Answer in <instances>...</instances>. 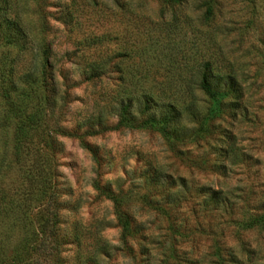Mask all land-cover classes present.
Instances as JSON below:
<instances>
[{"label":"rangeland","instance_id":"obj_1","mask_svg":"<svg viewBox=\"0 0 264 264\" xmlns=\"http://www.w3.org/2000/svg\"><path fill=\"white\" fill-rule=\"evenodd\" d=\"M13 15L32 33L19 56L0 41V264H38L31 249L50 197L70 242L64 264H264V0H0V23ZM41 36L63 101L39 102L42 89L36 103L22 94L41 69ZM98 42L104 54H85ZM85 56L108 63L95 88L76 65ZM205 64L215 89L235 78L238 108L221 112L206 100L198 86ZM120 75L132 84L118 89ZM146 90L190 97L170 125L176 140L134 128L146 116L138 104L132 129H110L116 95ZM209 109L215 114L195 135ZM99 110L105 129L78 117ZM34 111L32 143L17 149ZM115 204L136 234L122 236Z\"/></svg>","mask_w":264,"mask_h":264},{"label":"trees","instance_id":"obj_2","mask_svg":"<svg viewBox=\"0 0 264 264\" xmlns=\"http://www.w3.org/2000/svg\"><path fill=\"white\" fill-rule=\"evenodd\" d=\"M161 4L165 7L173 6L178 3L179 0H160ZM180 4V3H179ZM6 22L5 27L0 23V41L4 43L9 49H17L18 56L24 54L28 51L29 42L31 40V30L26 26H22L18 21V15H13L11 18H5ZM67 31V30H66ZM71 33V30L67 31V34ZM68 36V35H67ZM40 63L41 69L35 77H26V84L22 89H28L24 91L22 94L28 98L29 103H36L34 101V94L36 89H42L37 91L36 96L38 97L39 102L50 103L53 101L51 96H59L63 101L66 97L64 95H60L58 92H53L52 89H58L57 82L55 80L54 75L51 72V63L49 61V57L51 56V43L48 42V39L41 36L40 37ZM98 46L95 43H87L84 46L85 54H93L98 55L104 54V51H101L100 45L101 42H98ZM84 54V53H83ZM84 56V55H83ZM101 59H89L88 57H82L81 62L76 63L77 66L82 68V77L83 79L91 85V87L95 88L98 84L101 85L102 81L107 78L106 68L108 63L104 56H101ZM118 68L119 66L116 65ZM209 65L204 66V71L201 72L198 86L199 90L205 96L206 100L213 103L215 107H217V111L221 112L223 110L235 109L238 108V104L242 98V89H238L235 87L236 80L233 76L227 75L223 77L221 80L222 87L219 89H215L211 83V77L208 75ZM121 73V69L119 68ZM206 70V71H205ZM142 79V83L146 82L147 76L140 77ZM119 83L116 85L118 89L119 86L123 83L132 84V80L129 77L119 76L117 78ZM140 80V79H138ZM139 84V83H138ZM141 89H146L144 87H140ZM223 88V89H221ZM18 89V88H17ZM126 89V88H125ZM22 92V91H21ZM191 93V91H189ZM187 96H189V94ZM20 95V94H19ZM22 96V95H20ZM102 96V95H100ZM104 96V95H103ZM103 96L101 97V101H104ZM184 96V94H183ZM58 97V98H59ZM99 95H97V98ZM16 99H19V96H15ZM190 97L185 101V99H181V101H177L175 99H171L166 97L165 95L155 94L149 91H141L134 93H118L116 95V106H118L117 111V122L116 125L111 127V130H117L120 128H133L132 127V116L131 109L138 104V106L142 107V114L146 115L144 117H140L137 119L139 123L138 126L134 128H142L145 130H150L154 132H158L164 139L169 141L176 140L177 136L172 131L170 125L173 122L174 117L180 116L182 111L189 107H191ZM14 102V104H16ZM17 106V105H15ZM97 107V104H96ZM161 108L162 111L159 115H155L154 111L157 108ZM40 107L37 106V110ZM206 111V113L201 118L200 127L194 132L195 135H199L203 131H205L206 127L209 124L210 119L213 117L215 112L211 109ZM37 111L32 112L30 115H26L25 122L21 124L19 127V132L23 134V141L17 140L16 147L17 149L24 144L32 143V140H27L30 137V131L34 130L39 124L40 117L37 114H34ZM103 111L99 110L96 115H93L90 112L78 113V117H80L83 121L84 125L89 126L92 121H96V123L101 126L107 128V124L105 121L101 120L104 118L102 114ZM109 130V129H108ZM64 135L66 133H63ZM67 135L74 136L73 133H68ZM33 173L30 172L29 175V185L33 188V180L35 177ZM39 178V175H38ZM31 180V182H30ZM33 194V191L31 192ZM60 203L55 198H48L45 206V219L42 224L41 236L39 243H36L34 247H32L33 254L35 253L38 259V264H64V258L61 256L63 253L62 246L70 244L69 239L63 236L64 230L61 227V217L59 213ZM117 222L121 227L122 236L126 237L128 234H136L138 232V227L136 222L131 219L129 216L125 215L119 207L115 204ZM81 233V232H79ZM74 235V234H73ZM74 238L77 240L79 238L78 234L74 235ZM75 240L73 239L72 242ZM22 261V259H21ZM15 263V261H14ZM27 264V262L25 263Z\"/></svg>","mask_w":264,"mask_h":264}]
</instances>
